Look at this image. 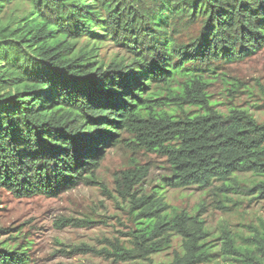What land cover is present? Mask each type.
Segmentation results:
<instances>
[{"label":"trees","instance_id":"1","mask_svg":"<svg viewBox=\"0 0 264 264\" xmlns=\"http://www.w3.org/2000/svg\"><path fill=\"white\" fill-rule=\"evenodd\" d=\"M11 1L28 8L22 18L0 16V188L29 198L102 185L105 150L127 141L166 157L163 187L218 182L264 198V123L217 110L207 93L214 63L264 46V0H0V12ZM109 44L122 55H101ZM236 173L260 180L242 184ZM147 175L146 166L114 174L135 227L130 246L106 240L111 251L101 253L114 262H210L203 220L168 210L154 187L141 191ZM255 232L244 244L226 235L223 248L264 264V228ZM169 249L170 261L153 260ZM25 251L1 246L0 264H29Z\"/></svg>","mask_w":264,"mask_h":264},{"label":"rangeland","instance_id":"2","mask_svg":"<svg viewBox=\"0 0 264 264\" xmlns=\"http://www.w3.org/2000/svg\"><path fill=\"white\" fill-rule=\"evenodd\" d=\"M27 8L25 2L11 1L1 9L0 16L22 18ZM99 52L104 56L122 55V50L111 44L100 47ZM214 64L217 69L209 74L207 93L216 109L245 110L264 123V46L243 60ZM123 136L130 138L128 134ZM140 166L148 167L141 191L148 193L154 187L158 195L162 193L168 210H185L203 220L212 254L211 261L203 264L263 262L261 257H244L223 248L226 235L244 244L245 237L263 231V197L255 198L256 191L218 190V182L206 189L163 187L161 178L169 172L166 157L127 141L105 150L97 169L102 185L80 183L55 197L29 198H16L0 188V247L21 243L30 258L29 264H143L141 260L114 262L101 253L107 248L111 251L106 240L117 239L126 247L131 245L130 231L135 226L128 215V203L114 190V174ZM234 178L242 184L260 180L249 173H236ZM63 218L71 220L66 222ZM179 244L180 238L172 236V248L177 249ZM170 250L154 255L153 260L170 261Z\"/></svg>","mask_w":264,"mask_h":264}]
</instances>
